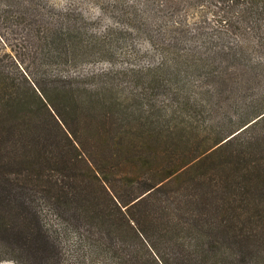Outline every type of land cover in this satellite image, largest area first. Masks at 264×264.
I'll return each mask as SVG.
<instances>
[{
  "label": "trees",
  "instance_id": "16d2710c",
  "mask_svg": "<svg viewBox=\"0 0 264 264\" xmlns=\"http://www.w3.org/2000/svg\"><path fill=\"white\" fill-rule=\"evenodd\" d=\"M204 1L162 6L175 14ZM229 1L236 10L222 26L194 32L176 18L159 37L134 1L103 30L70 6L57 9L64 21L23 4L41 61H112L134 31L159 52L85 74L0 68V194L35 224L41 264H58L61 245L31 203L35 191L92 264H264V88L236 101L261 80L262 60L223 38L252 31L263 47L264 0Z\"/></svg>",
  "mask_w": 264,
  "mask_h": 264
},
{
  "label": "rangeland",
  "instance_id": "374dc122",
  "mask_svg": "<svg viewBox=\"0 0 264 264\" xmlns=\"http://www.w3.org/2000/svg\"><path fill=\"white\" fill-rule=\"evenodd\" d=\"M134 1L137 7H146L147 16L150 20V28L153 35L171 33L165 28L168 24L179 18L180 26L187 27L195 32V28L202 27L203 30L211 26H222L221 16L226 13L233 17L235 6H232L229 0H205L204 2H195L182 6L180 10L171 14L170 8L162 6L163 0H0V68L5 72L16 76L18 70L23 73H41L55 72L58 69L63 70L64 64L41 61L39 57L32 56L35 48L28 25L29 19L19 15L22 13L23 4L26 6H35V11L42 13L43 17L49 19H61L67 21L63 16H59L57 9L59 7L70 6L73 8V15L78 19L76 14L79 10L85 18H95L94 21L81 22L88 28L94 30H103L106 24H122L120 19V4ZM27 2L29 4H27ZM60 17V18H59ZM32 26V25H31ZM233 28V27H232ZM29 31V32H28ZM205 35V34H204ZM200 36V35H199ZM220 35L215 38L219 41ZM195 37L197 39L202 38ZM225 41L235 42L244 40L246 51L250 60H262L260 71L261 80L252 81L246 88V96H238L236 101L239 104H246L252 96L260 93L264 88V44L259 45V40L251 31L247 37L241 36L239 32H228L223 35ZM149 36L143 32L134 31L125 36V41L116 45L111 56L112 61L108 59H84L77 63L75 67L70 66L68 69H75L77 72L84 74L93 69H102L105 67L122 68L130 61L132 64L143 65L158 60L159 52L150 43ZM186 41L191 40L189 35L184 38ZM198 42H202L198 41ZM136 49V50H135ZM138 49V50H137ZM246 86V84H244ZM242 87V86H241ZM225 103H222V105ZM241 105V106H242ZM245 106H242V108ZM236 113H234L235 115ZM31 203L40 212L44 226L47 228L51 238L61 245V255L58 264H92L89 254L84 257L80 250L75 246V236L72 232H67L61 226L60 218L52 210L44 195L35 191L30 195ZM13 200V199H12ZM11 200V201H12ZM10 201V202H11ZM2 199L0 194V264H41L37 254H34V240L31 236L36 233V226L33 221L26 223L22 214L19 213L16 205ZM84 259V260H83ZM101 264V262H98Z\"/></svg>",
  "mask_w": 264,
  "mask_h": 264
}]
</instances>
